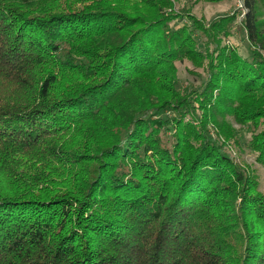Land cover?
<instances>
[{"label": "trees", "instance_id": "obj_1", "mask_svg": "<svg viewBox=\"0 0 264 264\" xmlns=\"http://www.w3.org/2000/svg\"><path fill=\"white\" fill-rule=\"evenodd\" d=\"M244 5L250 59L235 16L172 0H0V264H264V194L224 152L232 119L264 165V0ZM185 60L203 86L178 89Z\"/></svg>", "mask_w": 264, "mask_h": 264}, {"label": "rangeland", "instance_id": "obj_2", "mask_svg": "<svg viewBox=\"0 0 264 264\" xmlns=\"http://www.w3.org/2000/svg\"><path fill=\"white\" fill-rule=\"evenodd\" d=\"M174 2V11L184 13L195 17L202 25L209 28L210 24L222 17L235 16L236 22L233 26V36L228 38L225 43L230 47H235L245 57L250 59L252 55V46L250 45L247 33L244 27L245 5L244 0H222L215 2L213 0H172ZM260 21L264 24V10L261 9ZM178 22L172 23L175 27ZM184 24H190L185 19ZM196 40L199 47L204 51L205 37L201 33H196ZM206 65H194L193 62L185 60L176 63L178 76V89L184 91L190 86L201 87L208 78ZM160 117H172L170 113L161 114ZM233 124L235 133L234 140L226 143L225 154L231 157L239 166L248 170L256 176L258 190L264 194V165L258 162L257 154L253 153L249 147L253 132L250 126H242L230 120ZM213 134V132H212ZM216 135L213 134L215 138ZM224 141V140H223Z\"/></svg>", "mask_w": 264, "mask_h": 264}]
</instances>
